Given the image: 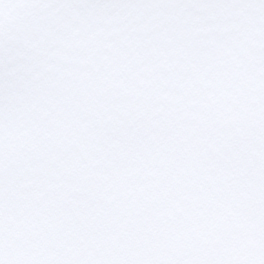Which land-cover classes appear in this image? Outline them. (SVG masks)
I'll use <instances>...</instances> for the list:
<instances>
[{
	"label": "snow or ice",
	"instance_id": "1",
	"mask_svg": "<svg viewBox=\"0 0 264 264\" xmlns=\"http://www.w3.org/2000/svg\"><path fill=\"white\" fill-rule=\"evenodd\" d=\"M0 264H264V0H0Z\"/></svg>",
	"mask_w": 264,
	"mask_h": 264
}]
</instances>
